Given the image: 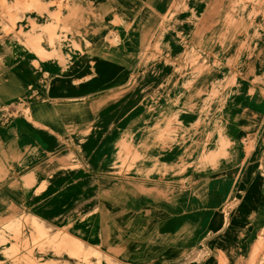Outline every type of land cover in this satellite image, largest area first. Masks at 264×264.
<instances>
[{
  "label": "rangeland",
  "instance_id": "obj_1",
  "mask_svg": "<svg viewBox=\"0 0 264 264\" xmlns=\"http://www.w3.org/2000/svg\"><path fill=\"white\" fill-rule=\"evenodd\" d=\"M51 1L0 0V127L32 125L34 172L0 202V264H264V206L243 205L264 108L226 84L264 74V0Z\"/></svg>",
  "mask_w": 264,
  "mask_h": 264
},
{
  "label": "bare ground",
  "instance_id": "obj_2",
  "mask_svg": "<svg viewBox=\"0 0 264 264\" xmlns=\"http://www.w3.org/2000/svg\"><path fill=\"white\" fill-rule=\"evenodd\" d=\"M58 0H52L51 2L52 3H56ZM69 2H71L72 4H76V3H81V0H68ZM92 2H95L96 5H98L99 9H100V12L103 13L104 16L108 17L113 9L116 7L117 3L115 0H90ZM122 1V0H121ZM50 1H48L49 3ZM97 47V45H96ZM36 50V49H35ZM34 50V51H35ZM93 52V51H91ZM96 52L98 53H103V51L98 48L96 50ZM50 59V62L56 66L57 68L61 67L64 63H61V62H58V61H55L52 57L49 58ZM74 65H78V63H74ZM264 68V67H263ZM246 69H253V66H248ZM210 74V70L209 71H203L201 72V75H200V81L201 84H200V89L199 91L195 92L197 95H201L202 92L205 90V87L206 86H213V83L211 81V79L209 78L208 79V76ZM221 78H224L223 75H220L218 74ZM217 76H215L214 78H216ZM252 76L249 74L248 71L244 70V71H239L237 70V74L236 76L233 75L232 78H230L228 81H227V85L230 86L229 87V91L230 93L228 94V97L231 101V107L233 108L234 111L236 112H242V114H244L245 112H248V114L251 116H254V117H257L258 116V112L261 111L263 108H264V98H260L258 95H257V90H263L262 87L260 85H255L257 84V81L261 84L264 85V74L262 77H257V78H251ZM208 79V81H207ZM86 90L89 91V89L92 87V86H95V84L97 83H91V80L87 81L86 83ZM175 84V83H174ZM78 88H75V89H79V92H81L82 88L80 87V84L77 86ZM264 93V92H263ZM63 96H68L67 94L65 95H54V98H55V102L56 101H59L58 99H63ZM258 106H261L262 108L258 111ZM230 139H234L233 137H230ZM234 146V147H233ZM235 144H232V147L227 155L228 156H234L236 155V151H235ZM67 158H71L73 156V153L70 152L67 154ZM261 161L263 163L262 167H261V170H262V174L264 173V157L261 158ZM37 169V168H36ZM35 171V170H34ZM38 171V169L36 170ZM34 172H31L30 175L32 176ZM258 179L256 180L254 186H250V188L246 191V199L243 203L244 206H247V207H251L252 204H255V206L259 207V212L260 213H263V206H264V196H263V199L260 195V192L262 193L263 195V190H262V187L260 185V177L261 175H257ZM255 190V193H256V197H257V202H252V195H253V192ZM73 243H69V240L66 241V239H63L61 242H59L60 245H63L62 246V251L65 252V254H67L69 257L72 256L73 254L72 253H75V251L73 249H71V247L75 246V249L77 247H81V243L79 244V242H75L73 241ZM68 244H70L68 246ZM60 254V252L58 253ZM128 256L130 258H133V257H136L137 255H133L131 254L130 252H128Z\"/></svg>",
  "mask_w": 264,
  "mask_h": 264
},
{
  "label": "crops",
  "instance_id": "obj_3",
  "mask_svg": "<svg viewBox=\"0 0 264 264\" xmlns=\"http://www.w3.org/2000/svg\"><path fill=\"white\" fill-rule=\"evenodd\" d=\"M32 136L33 127L25 120L9 124L8 129L0 127V202L15 205L18 196L28 195L20 177H28L33 168ZM15 181L20 185L17 186ZM5 213L6 207L0 204V214Z\"/></svg>",
  "mask_w": 264,
  "mask_h": 264
}]
</instances>
